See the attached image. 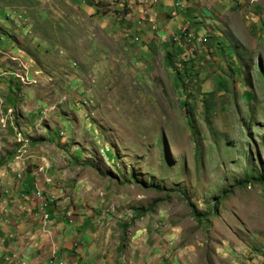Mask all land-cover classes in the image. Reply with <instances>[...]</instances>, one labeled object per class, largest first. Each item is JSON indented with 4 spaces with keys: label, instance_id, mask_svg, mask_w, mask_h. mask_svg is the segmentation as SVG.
<instances>
[{
    "label": "rangeland",
    "instance_id": "374dc122",
    "mask_svg": "<svg viewBox=\"0 0 264 264\" xmlns=\"http://www.w3.org/2000/svg\"><path fill=\"white\" fill-rule=\"evenodd\" d=\"M5 205L0 264H264V0H0Z\"/></svg>",
    "mask_w": 264,
    "mask_h": 264
},
{
    "label": "built area",
    "instance_id": "2783aa9c",
    "mask_svg": "<svg viewBox=\"0 0 264 264\" xmlns=\"http://www.w3.org/2000/svg\"><path fill=\"white\" fill-rule=\"evenodd\" d=\"M205 39V37H203ZM205 41V40H204ZM19 141L23 142V146H25V142H27V139L24 138H20ZM37 194L39 195L40 192L38 191ZM47 216V215H46ZM7 219L5 218L4 221H6ZM6 258L9 259L14 263L13 264H36V263H31L27 258L23 257V256H19L17 255L14 251L13 252H9V255H6ZM45 264H74L72 261H68V260H63L62 258H58L56 256H50Z\"/></svg>",
    "mask_w": 264,
    "mask_h": 264
},
{
    "label": "crops",
    "instance_id": "0c3cea01",
    "mask_svg": "<svg viewBox=\"0 0 264 264\" xmlns=\"http://www.w3.org/2000/svg\"><path fill=\"white\" fill-rule=\"evenodd\" d=\"M3 209L5 210V213L3 214V221H2L0 224H2L3 222H5L4 219H5V218L7 219V215H9V212H8V210H7V208H6V205H5V207H4ZM6 222H7V221H6ZM0 240H2L1 236H0ZM3 242H4V241H3ZM2 245H3V244H2ZM6 251H7V252H5L4 254L9 253V252H13V250H10V248H7ZM22 256H25V258H27L31 263H36V261L33 260V258H32L31 256H29V255H22ZM70 261H71V260H70Z\"/></svg>",
    "mask_w": 264,
    "mask_h": 264
},
{
    "label": "trees",
    "instance_id": "16d2710c",
    "mask_svg": "<svg viewBox=\"0 0 264 264\" xmlns=\"http://www.w3.org/2000/svg\"><path fill=\"white\" fill-rule=\"evenodd\" d=\"M166 57H167L168 63L172 66L173 62H172V59H171V54L170 53H167L166 54ZM204 102L206 104V109L210 108V106H209V100L207 98H205ZM186 109H187V111H190L191 112V109H189V108H186ZM121 246H122V244H120L119 247H121Z\"/></svg>",
    "mask_w": 264,
    "mask_h": 264
}]
</instances>
